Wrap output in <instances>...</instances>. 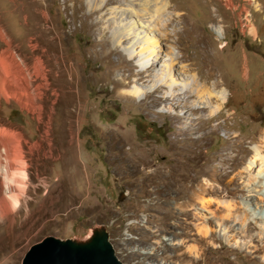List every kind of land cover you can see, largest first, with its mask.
Listing matches in <instances>:
<instances>
[{
    "label": "rangeland",
    "instance_id": "1",
    "mask_svg": "<svg viewBox=\"0 0 264 264\" xmlns=\"http://www.w3.org/2000/svg\"><path fill=\"white\" fill-rule=\"evenodd\" d=\"M32 1H38L37 5L20 12L21 6L12 0H0V24L28 62L35 55L43 57L45 65L54 69L53 86L62 89L63 81L56 80L58 59L44 50L48 45L45 29L54 27L49 36L60 40L54 52L62 54L68 66L72 64L66 79L73 76L80 91L69 98L79 102L81 113L70 123L61 101L58 113L52 114L51 134H47L46 122L55 99L51 92L43 101L41 122L15 100L0 103V119L20 126L29 140L24 151L34 187L21 198L16 224L9 219L0 221V264H21L29 248L48 235L84 238L93 226L103 224L123 264H164V238L173 234L174 242L182 239L175 220L166 222V204L176 201L175 190L168 194L165 185L166 160L184 153L187 144L176 140L166 154L178 129L176 116L183 113L175 104L156 103L161 92L158 88L151 91L161 86L159 73L165 63L180 72H176L179 83L194 77L202 82L211 73L210 80L219 79L228 87L229 100L214 118L202 113L208 126L190 137L208 138L202 152L211 155L238 133L255 151L264 138V0H231V8L225 0H168V6L157 14L159 23L166 21L160 25L158 42L152 45L159 55L157 61H150L155 73L137 62L147 54L134 53L120 61L119 55L125 53L113 46V27L104 22L105 15L113 4L123 7L126 0H114L96 11L89 9L88 0ZM47 13L51 22H47ZM215 24L222 27V33L212 28ZM32 37L40 43L36 53L30 46ZM135 83L147 84L146 94L129 93ZM31 142L38 145L34 156L29 151ZM186 161L178 175H197L195 162ZM242 186L239 179V200L247 196ZM32 198L35 202L29 204ZM29 212L38 218L31 230L26 225ZM171 225L172 233H167ZM223 244L218 254L226 253V260L234 264H264V250L249 253L257 256L249 258L245 251H227L228 245ZM218 254L210 255L213 262ZM171 255L169 264H179L175 251Z\"/></svg>",
    "mask_w": 264,
    "mask_h": 264
},
{
    "label": "bare ground",
    "instance_id": "2",
    "mask_svg": "<svg viewBox=\"0 0 264 264\" xmlns=\"http://www.w3.org/2000/svg\"><path fill=\"white\" fill-rule=\"evenodd\" d=\"M23 1L26 2V0ZM113 1L88 0V7L91 11H96ZM225 1L228 7H233L231 0ZM12 2L15 6H21L20 12H25L28 8L37 5L38 1L30 0L28 4L19 3L18 0H12ZM168 4V0H126L123 7L115 3L107 9L108 14L105 15L104 22H108L111 25L110 28L113 27L111 32L113 46H119L125 53L119 55L120 61L126 60L127 56H132L134 53L147 54L137 62L144 67L145 71L155 73L150 66V61H157L159 55L152 45L158 42V35L161 33L160 25L166 21L161 19L159 23L157 14ZM45 17L47 22H51L49 13ZM212 28L218 34L223 32L220 25H212ZM53 30L54 27L50 25L45 29L48 45L44 50L47 53L52 52L53 60L55 57L58 59L56 80L63 81L62 89L53 86L54 82L50 76L54 73V69L45 65L43 57L35 55L33 60L28 62L0 24V103L2 104L3 100L8 103L15 100L34 116L37 115L41 122L44 113L43 101L51 92V96H55V99L46 122L45 133L47 134H51L50 129L54 120L52 114L58 113L57 105L61 101L64 102V116L70 123L77 120L81 113L79 102L69 98V95L79 94L80 91L79 86L76 88L74 84L73 76L66 79V74L71 72L72 64H70L71 67L68 66L61 60L62 54L59 56L54 52V44L59 37L49 36ZM252 30L257 35L254 26ZM30 42L35 53L40 50V43L36 38L32 37ZM155 57H157L156 60ZM176 72L180 73L172 69V65L165 63L162 74L159 73V79L162 80L161 86L151 91L154 93L158 88L161 92L160 95H156L158 96L156 103L175 104L183 113L182 116H176V122L179 123L178 129L171 145L166 149V154L173 149V143L176 140H184L187 144L182 149L184 153L181 155L177 153L175 157H169L166 160L169 165L165 175L167 193L171 194V190L174 189L173 197L176 199L175 202L166 204V222L175 220L173 225L178 227V234L182 236V239L174 242L173 234L164 238V264L172 261L171 252L174 251L178 256L179 264L236 263L226 260V253L218 254V251L224 248L223 243L228 245L227 251H245L249 258H256L257 256L250 254L264 250V138L260 140L254 151L246 144L247 140L236 133L230 136L231 138L219 152L211 155L202 152L208 138L203 135L192 138L190 135L199 134L207 128V120L202 117V113L208 112L209 116L214 118L228 102L229 89L219 79L210 80L211 73L203 78L202 82L194 77L190 81L187 79V82L182 78L183 82L179 83L181 77H178ZM184 72L181 71V73ZM146 86L145 83H135L128 92L141 96L145 93ZM178 89L182 92H178ZM257 139L253 137L252 140ZM24 143L28 144L29 140L25 139L22 128L0 119V221L3 223L9 219L16 224L18 217L21 216L20 206L13 210L12 202L5 194L6 177L13 182L10 186L11 194L23 192L25 196L30 188L34 189L26 169L29 163L25 159ZM37 148V143L29 145V151L33 156ZM186 160L195 162V168H198L197 175L193 174L191 178L182 177L177 173L181 170L180 166L187 163ZM239 179L247 193L246 198L242 200H239L242 190L237 188ZM207 195L224 197V199L217 201ZM236 195L238 199L234 198ZM30 200L29 204L35 202L34 198ZM239 208L243 210L240 211ZM29 214L26 225L30 224L28 230H31L38 223V218L36 220L35 214L31 212ZM173 225L166 229L167 233H172ZM22 227L24 226L21 225ZM188 244L191 246L190 249L187 248ZM249 247L252 249L247 251ZM215 254L218 256L216 262H213L210 257ZM261 260L264 261V256Z\"/></svg>",
    "mask_w": 264,
    "mask_h": 264
},
{
    "label": "water",
    "instance_id": "3",
    "mask_svg": "<svg viewBox=\"0 0 264 264\" xmlns=\"http://www.w3.org/2000/svg\"><path fill=\"white\" fill-rule=\"evenodd\" d=\"M21 264H123L107 225H95L86 237L48 235L34 243Z\"/></svg>",
    "mask_w": 264,
    "mask_h": 264
},
{
    "label": "clouds",
    "instance_id": "4",
    "mask_svg": "<svg viewBox=\"0 0 264 264\" xmlns=\"http://www.w3.org/2000/svg\"><path fill=\"white\" fill-rule=\"evenodd\" d=\"M13 182L6 177V183H5V189H6V195L9 197V199L12 202L13 210L18 208L20 206V199L23 196V192H20L18 194H11L10 186Z\"/></svg>",
    "mask_w": 264,
    "mask_h": 264
}]
</instances>
